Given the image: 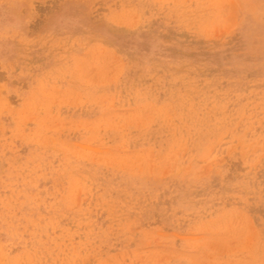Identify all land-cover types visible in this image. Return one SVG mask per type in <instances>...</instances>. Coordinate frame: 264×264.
<instances>
[{
  "label": "clouds",
  "instance_id": "obj_1",
  "mask_svg": "<svg viewBox=\"0 0 264 264\" xmlns=\"http://www.w3.org/2000/svg\"><path fill=\"white\" fill-rule=\"evenodd\" d=\"M0 264H264V0H0Z\"/></svg>",
  "mask_w": 264,
  "mask_h": 264
},
{
  "label": "rangeland",
  "instance_id": "obj_2",
  "mask_svg": "<svg viewBox=\"0 0 264 264\" xmlns=\"http://www.w3.org/2000/svg\"><path fill=\"white\" fill-rule=\"evenodd\" d=\"M12 99L14 100V97Z\"/></svg>",
  "mask_w": 264,
  "mask_h": 264
}]
</instances>
